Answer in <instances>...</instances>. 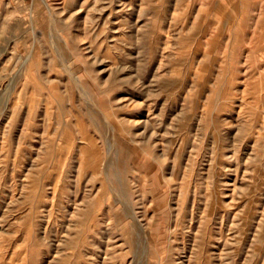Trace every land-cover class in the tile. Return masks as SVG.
I'll use <instances>...</instances> for the list:
<instances>
[{"label":"rangeland","instance_id":"rangeland-1","mask_svg":"<svg viewBox=\"0 0 264 264\" xmlns=\"http://www.w3.org/2000/svg\"><path fill=\"white\" fill-rule=\"evenodd\" d=\"M44 1L0 0V264H264V0Z\"/></svg>","mask_w":264,"mask_h":264},{"label":"bare ground","instance_id":"bare-ground-1","mask_svg":"<svg viewBox=\"0 0 264 264\" xmlns=\"http://www.w3.org/2000/svg\"><path fill=\"white\" fill-rule=\"evenodd\" d=\"M42 2H45L44 0H41ZM48 9V8H47Z\"/></svg>","mask_w":264,"mask_h":264},{"label":"built area","instance_id":"built-area-1","mask_svg":"<svg viewBox=\"0 0 264 264\" xmlns=\"http://www.w3.org/2000/svg\"><path fill=\"white\" fill-rule=\"evenodd\" d=\"M263 133H264V126H263Z\"/></svg>","mask_w":264,"mask_h":264}]
</instances>
